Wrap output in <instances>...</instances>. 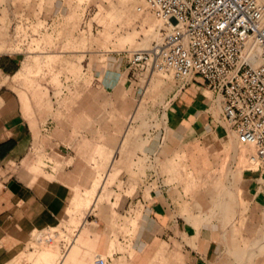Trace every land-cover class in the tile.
<instances>
[{"label":"crops","instance_id":"crops-1","mask_svg":"<svg viewBox=\"0 0 264 264\" xmlns=\"http://www.w3.org/2000/svg\"><path fill=\"white\" fill-rule=\"evenodd\" d=\"M11 3L0 0V21ZM78 52L0 50V261L35 230L81 219L62 264H264V171L238 168L236 156L230 172H212L234 132L207 83L174 80L140 97L145 84L127 67L104 85L109 98L137 92L118 114L100 108V86L91 96L83 76H68ZM42 67L54 70L45 90H27ZM204 153L209 173L195 165Z\"/></svg>","mask_w":264,"mask_h":264},{"label":"rangeland","instance_id":"rangeland-1","mask_svg":"<svg viewBox=\"0 0 264 264\" xmlns=\"http://www.w3.org/2000/svg\"><path fill=\"white\" fill-rule=\"evenodd\" d=\"M11 1L5 19L0 21L2 31L0 50L24 49L39 51L61 47L70 51L78 50V54L70 53L68 56V61L73 66V69L71 67L68 69V76L72 78L83 76L85 93L91 94V96L92 93L97 94L98 92L93 88L100 86L101 91L99 92L102 94L100 108L102 110L112 108L119 114L123 109L130 110L133 107L136 90H132L129 86L123 87V90L119 88L112 91L113 95L109 98L104 85L112 79L119 81V79L125 78L124 71L129 67L130 51L148 47L157 38L154 33L158 30V26L152 29L147 21L148 17L154 14L139 9L141 0ZM77 65H79L78 69H76ZM26 67H30L29 62H27ZM52 72H54L52 68L33 69L30 75L24 78L25 88L33 91V89L40 87L45 90L44 86H38V83L46 80ZM41 75L42 79L37 80V77ZM140 77L141 84H145L140 92V97L145 93L147 97L152 96L154 98L158 94H166L171 84L175 83L169 75L162 72L149 74L144 71L140 74ZM150 80L151 84L147 88V83ZM129 92L133 93V102L128 100L127 93ZM231 136L232 140H230L229 146L222 151L223 154L218 157L215 168L212 167L215 162H210L208 155L205 153L202 157V159H205L196 162L197 168L200 167V173H203L204 170H208V173L213 170L212 172L225 175L230 172L231 164L236 156H239L238 168L256 169L257 165L248 156L250 146L239 142L234 133ZM234 142L235 147L237 143H240L243 153L241 150L239 154L235 153ZM205 165H207V168H205ZM183 167L186 174L193 173L190 172L188 164H184ZM73 222L74 226L72 227H70V223L63 222L35 230L25 240L19 252H16L18 254L23 251V256L18 264H33L35 258H31V255L33 253L35 255L40 254L44 248L51 247L50 245L55 240L57 243L55 241V245L53 244L51 248L59 251L58 260L63 259L62 256L65 255L63 248L73 243L72 239L77 232L76 227L81 219H74ZM41 231L45 234H40ZM39 234L41 235L40 238L38 237ZM42 237H46V239ZM17 254H14V256ZM14 256L4 262L0 261V264H6ZM43 264L48 263L45 261Z\"/></svg>","mask_w":264,"mask_h":264},{"label":"built area","instance_id":"built-area-1","mask_svg":"<svg viewBox=\"0 0 264 264\" xmlns=\"http://www.w3.org/2000/svg\"><path fill=\"white\" fill-rule=\"evenodd\" d=\"M139 9L163 24L150 46L130 51L132 73L162 72L178 90L201 77L213 92L218 120L253 146L256 169L264 171V2L141 0ZM256 46L258 63L252 60Z\"/></svg>","mask_w":264,"mask_h":264},{"label":"bare ground","instance_id":"bare-ground-1","mask_svg":"<svg viewBox=\"0 0 264 264\" xmlns=\"http://www.w3.org/2000/svg\"><path fill=\"white\" fill-rule=\"evenodd\" d=\"M262 2H264V0H261ZM147 21L150 23V25L152 26V29H154L155 27H159V26H161L162 24H163V22H162V19H160L159 17H156V16H154V15H151V16H149L148 17V19H147ZM154 34H156V37H157V35H158V33L157 32H155ZM252 60H253V62L254 63H258L259 61H260V47L259 46H256L255 48H254V50H253V52H252ZM250 147V152H251V155H248L249 156V159L251 160V161H253V157H252V153L254 152V150H253V146H251V145H249ZM234 147H235V142H234ZM241 146H240V143H237V146L235 147V153L237 154H239V152H240V150H241V148H240ZM248 148V149H249ZM242 151V153H243V150H241ZM245 153V152H244ZM247 156V157H248ZM50 229H52V228H50ZM44 231V230H43ZM45 233H46V231H44ZM40 233V232H39ZM45 233H42V231H41V233L40 234H45ZM39 234V238H40V235ZM44 236V235H43ZM39 238H38V240H39ZM43 239H46V237L44 238V237H42ZM41 238V239H42ZM40 239V240H41ZM73 240V239H72ZM56 241V240H55ZM55 241H54V243H55ZM73 242V241H72ZM53 243V244H54ZM56 243H57V241H56ZM53 244H51L50 246L51 247H53L52 245ZM55 245V244H54ZM57 245V244H56ZM71 245V244H70ZM51 247H46V248H44L43 249V251L40 253V254H38V255H35L34 253L31 255V258H35V261H34V263L33 264H43V262H47L48 264H57V263H59V264H62V262H63V259H60V260H58V255H59V251H55V250H53L54 248H51ZM22 253H23V251L22 252H20V253H18L17 255H15L9 262H7L6 264H18V262L20 261V259H21V257L23 256L22 255ZM65 256V255H64ZM64 256H62V258H64ZM61 257V256H60ZM29 261V260H28Z\"/></svg>","mask_w":264,"mask_h":264}]
</instances>
